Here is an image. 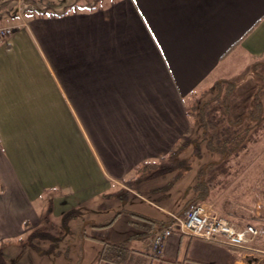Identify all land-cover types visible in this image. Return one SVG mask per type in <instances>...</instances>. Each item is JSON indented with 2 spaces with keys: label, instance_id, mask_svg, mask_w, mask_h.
Instances as JSON below:
<instances>
[{
  "label": "crops",
  "instance_id": "1",
  "mask_svg": "<svg viewBox=\"0 0 264 264\" xmlns=\"http://www.w3.org/2000/svg\"><path fill=\"white\" fill-rule=\"evenodd\" d=\"M4 1L0 26H15L0 38L5 261L20 253L35 264H60L57 255L21 250V240L48 216L58 220L82 210L94 222L119 212L104 232H89L125 244L124 264H264L260 254L183 233L154 254L142 232L153 234L161 225L129 213L165 222L193 196L199 162L175 210L147 197L163 193L142 175L149 167L137 170L170 158L188 138L193 101L214 87L217 92L221 80L236 83L242 70L251 73L253 62L264 58V0H100L94 8L85 7L87 0ZM118 191L119 199H107ZM108 200L119 205L112 217L90 214H105ZM211 204L237 226L264 224L233 221ZM86 238L91 264H115L99 258L100 241Z\"/></svg>",
  "mask_w": 264,
  "mask_h": 264
},
{
  "label": "rangeland",
  "instance_id": "2",
  "mask_svg": "<svg viewBox=\"0 0 264 264\" xmlns=\"http://www.w3.org/2000/svg\"><path fill=\"white\" fill-rule=\"evenodd\" d=\"M9 1L4 2L8 3ZM242 71L243 75L236 80V86L231 96L229 115L225 111L224 104L218 100L211 107L210 114L206 118L207 124H202L205 123L204 120L199 121V106L202 101L204 102L215 95V87L214 90L206 92L204 97L194 102L192 113L194 122L191 134L178 145L173 156L151 167L166 166L165 164L172 166L170 171L148 178V186H160L155 191L163 193L162 195L147 196L151 200L160 205L167 204L166 206L174 210L180 207L189 194V191L185 192L186 187L193 184L196 164L199 162L203 165L220 159L218 153L211 152L206 147V140H203V127L211 128V120H213L216 123L214 131L219 138L226 136L228 131L241 134L246 127L254 124L253 121L250 123L249 118L246 117V114L251 110L252 114L249 115L254 116L257 123L252 126L244 143L238 151L230 154L225 160L219 161L212 170L209 169L210 171L206 173L205 178L212 185V195L207 202L217 206V211L221 209L223 213H229L233 221L241 223L264 221V64L257 68V73H250L247 69ZM260 87L261 89H259ZM223 90L224 88H222ZM259 102L261 105L258 104ZM189 107L191 108V105ZM238 115L242 117L241 122L238 126L228 130L229 125L237 120L235 117ZM194 144L198 146L194 148ZM119 194L120 191L110 194L107 199H119ZM163 195L166 198L163 199ZM126 197L128 195H125L122 201H125ZM109 200L105 203V208H107L105 214L102 212L90 214L97 217L100 215L112 217L119 205L115 206V202ZM87 215L89 212L80 210L76 216L61 218L58 219L59 221L48 216L50 221L44 220L43 226L35 230L37 235L33 237L32 241L22 245L21 250L26 247L41 248L40 250H44L46 254L59 256L60 264H64L66 261H69L70 264H91V254L86 255L83 245V241L87 238H84L80 227L84 221H87L83 219ZM144 223L147 224L146 221ZM90 229V227L86 228L88 235L91 234ZM95 230L100 233L105 231L104 228ZM21 255L17 253L14 259L5 261L6 264H35L32 261L21 259Z\"/></svg>",
  "mask_w": 264,
  "mask_h": 264
},
{
  "label": "trees",
  "instance_id": "3",
  "mask_svg": "<svg viewBox=\"0 0 264 264\" xmlns=\"http://www.w3.org/2000/svg\"><path fill=\"white\" fill-rule=\"evenodd\" d=\"M99 1L100 0H87L85 2V7L94 8ZM74 5H75V3L68 6L67 8H65L63 10V12L66 11L68 8L73 7ZM262 64H264V58H259V59L255 60L253 62V65H252V72L257 73V68L259 66H261ZM223 82H226V86H223ZM218 84H219V88H218V91L216 92V94L214 96H212L210 99H208L207 101H204V103L199 106V109H200L199 121L204 120L205 123L203 122L202 123L203 125L207 124L206 121H208V120H206V118L210 114L211 107L218 100H221V103L224 104L225 109H226V113L228 115L230 114L231 96L234 92L236 83L234 81H230V80H226V81L221 80L218 82ZM222 88H224L223 91H222ZM259 89H261V87ZM194 102L195 101H193L191 108H189V112L191 114L193 113ZM258 104H260V102ZM250 112H251V110H250ZM250 112H248V114H246V117L249 118L248 120L250 123L253 121L254 124H256L257 120L254 119V116L249 115V114H252V112L251 113ZM235 118L237 120H234L233 123H231L232 125L230 124L231 126L229 125V127L227 128L228 130L231 129V127L238 126L242 120V117H240L239 115ZM211 121H212L211 128L203 127V140H206V147L211 152L219 154L220 159L217 161H210V162H207V163L201 165V167L198 170L197 182L195 183V185L193 187L194 195L187 200L185 207L191 202H207V200L212 195V185L210 184V182L208 180H206V178H205L206 173L208 171H210L209 169L212 170L214 168V166H216L218 164L219 161L225 160L226 158H228V156L230 154L238 151L239 148L241 147V145L246 140L249 132L251 131L252 126L254 125L252 123L250 126L246 127L242 131L241 134L236 133V132H233L234 133L233 134V133H230V131H228V134L226 136L219 138L216 131H214V129L216 127V123L213 120H211ZM197 146H198L197 144H194V148H196ZM171 165H173V164H171ZM151 166H150V164L149 165L144 164L138 168L137 172L138 173L144 172L145 168L149 167L146 170V175H145V172L142 173V175H144L146 178H151L153 176H156V175L162 174L164 172L170 171L171 167H172V166L166 165V166H158V167L151 168ZM78 213H79L78 210H73V211L65 213L62 218H68V217L76 216V214H78ZM117 213H119V212H117ZM117 213L112 218H110L109 220H107L105 222L84 221L83 224L81 225V232H82L84 238H86V237L94 238V239H97L98 241H100L102 243V249L99 253V258L101 260H105L107 262H111V263H115V264H124L127 260V251H128L125 244H112V243H109L106 239H104L102 237H99L97 235H92V234L88 235L86 232L87 226H90L92 230H95L96 228L108 227L115 220ZM129 213L135 218V220L137 222L138 221L139 222L146 221L148 223V221H150L153 223H159L160 225H165L167 222V221L157 222V221L149 218L148 216H145L143 214H139L136 212H132V211ZM35 233L36 232L33 231V232H30L28 235H26V237L23 240H21L22 245L24 246V245H26V243L28 241H32L33 237H35L37 235ZM142 234H143L142 238H146V237L149 238L150 235L152 234V229L149 228L147 231H143ZM33 249H35L37 251H41L42 253H45L44 250H40L41 248L39 249V248L35 247ZM0 264H6V262L2 256L1 251H0Z\"/></svg>",
  "mask_w": 264,
  "mask_h": 264
},
{
  "label": "built area",
  "instance_id": "4",
  "mask_svg": "<svg viewBox=\"0 0 264 264\" xmlns=\"http://www.w3.org/2000/svg\"><path fill=\"white\" fill-rule=\"evenodd\" d=\"M14 30V25L0 26V38L10 36ZM174 233L227 244L246 253L264 256V224L237 226L219 216L208 202H191L181 211L170 214L166 224L161 225L149 238L152 252L161 255L166 239Z\"/></svg>",
  "mask_w": 264,
  "mask_h": 264
}]
</instances>
